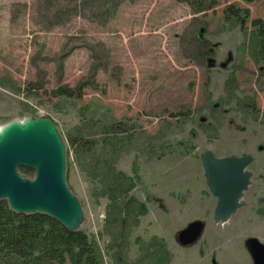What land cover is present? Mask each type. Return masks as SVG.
Listing matches in <instances>:
<instances>
[{"label": "rangeland", "instance_id": "1", "mask_svg": "<svg viewBox=\"0 0 264 264\" xmlns=\"http://www.w3.org/2000/svg\"><path fill=\"white\" fill-rule=\"evenodd\" d=\"M229 3L247 16L225 17ZM253 18L264 20V0L204 12L180 0H0V124L48 117L65 142L89 122L119 129L108 172L66 155L99 264H251L244 240L264 243V46ZM64 85L80 95L52 93ZM205 150L252 156L245 204L224 223L212 220ZM117 181L127 189L113 197ZM194 219L200 236L180 244Z\"/></svg>", "mask_w": 264, "mask_h": 264}, {"label": "water", "instance_id": "2", "mask_svg": "<svg viewBox=\"0 0 264 264\" xmlns=\"http://www.w3.org/2000/svg\"><path fill=\"white\" fill-rule=\"evenodd\" d=\"M200 161L207 189L216 197L212 219L224 223L245 204L243 195L252 176L247 166L252 156H215L205 150ZM19 166L32 168L33 177L21 175ZM66 170V142L50 118L27 115L0 124V200H6L9 209L44 213L69 230L78 229L83 210L67 184ZM203 227L201 219L189 221L177 232V241L193 243ZM244 243L254 264H264V243L255 236Z\"/></svg>", "mask_w": 264, "mask_h": 264}, {"label": "trees", "instance_id": "3", "mask_svg": "<svg viewBox=\"0 0 264 264\" xmlns=\"http://www.w3.org/2000/svg\"><path fill=\"white\" fill-rule=\"evenodd\" d=\"M180 1L186 2L195 12H204L217 0ZM223 11L227 18L247 16L246 8L232 3ZM251 25L258 42L264 46V20L253 18ZM51 91L54 95H80L67 85L58 86ZM85 127L88 128L78 127L67 136L66 155L69 156L71 150L76 162L85 165L87 170L91 168L95 172L100 168L99 171L106 169L108 172L111 152L116 144L114 137L118 135L119 129L115 124L106 123L103 119L99 122H89ZM123 137L124 135L119 139ZM18 170L23 174L34 171L26 166H19ZM119 177L122 178L121 174ZM117 182L115 187H111V191L115 192L113 197L117 196L116 190L122 194L127 189L118 185H123L122 181ZM116 203L118 212L128 213L126 204L123 207L120 202ZM139 207L142 210V203ZM98 258V249L84 229L69 230L56 219L40 212H15L9 209L6 200H0V264H62L67 260L71 264H99Z\"/></svg>", "mask_w": 264, "mask_h": 264}, {"label": "flooded vegetation", "instance_id": "4", "mask_svg": "<svg viewBox=\"0 0 264 264\" xmlns=\"http://www.w3.org/2000/svg\"><path fill=\"white\" fill-rule=\"evenodd\" d=\"M227 59H229V56L225 59V60H227ZM224 63V62H223ZM213 220V219H212ZM218 223V222H217ZM219 223H221V222H219ZM244 245H245V243H244ZM245 248H246V246H245ZM247 249V248H246ZM248 251V250H247ZM249 253V252H248ZM251 257V256H250ZM251 264H254V262H253V260H252V258H251Z\"/></svg>", "mask_w": 264, "mask_h": 264}]
</instances>
